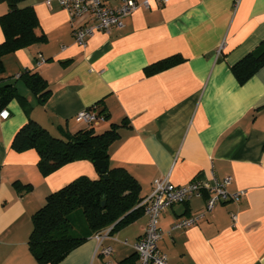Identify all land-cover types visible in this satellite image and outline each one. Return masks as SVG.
Here are the masks:
<instances>
[{"label":"crops","instance_id":"obj_1","mask_svg":"<svg viewBox=\"0 0 264 264\" xmlns=\"http://www.w3.org/2000/svg\"><path fill=\"white\" fill-rule=\"evenodd\" d=\"M136 1L148 7L124 17L122 28L95 32L84 47L74 42L69 16L56 0L18 4L33 9L45 41L2 58L4 84L13 85L18 98L0 119V264H37L28 249L32 215L72 181L99 178L87 161L42 176L34 150L11 148L29 120L62 141L123 122L108 165L135 179L141 199L160 178L174 186L230 178L228 193L244 192L238 201L206 212L204 194L162 212L158 249L168 264H264V67L242 85L230 70L264 41V0ZM6 13L0 1V17ZM171 57L181 61L146 75V68ZM26 71L46 82L43 104L20 78ZM83 110L97 117L103 110L107 119L100 116L87 127L75 121ZM15 182L32 190L18 192ZM197 216L193 225L172 229ZM146 223L142 213L100 245L93 234L59 264H120L134 256ZM104 247L110 256L99 254Z\"/></svg>","mask_w":264,"mask_h":264},{"label":"trees","instance_id":"obj_2","mask_svg":"<svg viewBox=\"0 0 264 264\" xmlns=\"http://www.w3.org/2000/svg\"><path fill=\"white\" fill-rule=\"evenodd\" d=\"M7 6V13L0 17L4 41L0 44V111L9 102L18 98L11 84H4L2 58L17 50L43 43L38 19L32 8L19 9L23 0H0ZM181 59L171 57L145 69L147 76L154 75L177 65ZM264 67V41L251 53L233 65L230 70L238 84L247 82ZM25 86L43 104L49 96L46 82L37 74L28 71L20 76ZM107 119L101 110L98 117ZM120 125H110L103 133L93 129L80 130L67 141L50 136L37 123L29 120L16 134L11 148L15 152L34 150L38 157V170L47 176L57 169L76 161H87L95 167L102 161L106 166V178L99 173L97 180L80 177L60 190L48 195L45 204L31 217L32 231L28 249L37 264H59L69 253L82 245L90 236L111 228L114 232L123 228L142 214L136 205L140 187L123 168H110L108 149L118 138ZM96 168V167H95ZM18 192H30L31 185L13 183ZM80 220V237L74 235L72 216ZM80 213V214H79ZM83 222H82V219ZM137 256L129 257L120 264H134Z\"/></svg>","mask_w":264,"mask_h":264},{"label":"built area","instance_id":"obj_3","mask_svg":"<svg viewBox=\"0 0 264 264\" xmlns=\"http://www.w3.org/2000/svg\"><path fill=\"white\" fill-rule=\"evenodd\" d=\"M50 0H46L49 3ZM58 5L67 12L69 25L72 30L74 42L81 47L85 46L87 38L95 32L109 33L112 28H122V19L136 10L140 6L148 7V2L141 4L136 0H56ZM116 2L111 5V2ZM165 5L168 0H160ZM220 51L218 50V53ZM44 60L40 57L38 65ZM19 76H16L18 78ZM8 112L2 110L0 119L5 120ZM99 117L88 110H83L75 116V121L87 127ZM230 178H225L221 182L208 184L200 181H191L183 186H174L166 178H160L153 182L151 193L141 199L136 205V209H141L147 218L146 227L133 245L137 256V264H168L166 255L158 249V242L161 239V232L158 229V219L162 212L178 205L183 204L195 197L207 195L205 210L211 212L217 205L229 201L236 202L244 192L228 193L226 187L230 184ZM184 219L175 223L172 229H183L193 225L198 218ZM233 224L236 223V215L231 216ZM111 228L103 232L96 233L92 237L100 245L103 239L109 237ZM112 253L110 247L99 250V254L108 257Z\"/></svg>","mask_w":264,"mask_h":264},{"label":"rangeland","instance_id":"obj_4","mask_svg":"<svg viewBox=\"0 0 264 264\" xmlns=\"http://www.w3.org/2000/svg\"><path fill=\"white\" fill-rule=\"evenodd\" d=\"M72 221H73L74 228H75L74 235L76 237H80V220H78L76 213L72 216ZM82 222H83V219H82Z\"/></svg>","mask_w":264,"mask_h":264},{"label":"water","instance_id":"obj_5","mask_svg":"<svg viewBox=\"0 0 264 264\" xmlns=\"http://www.w3.org/2000/svg\"><path fill=\"white\" fill-rule=\"evenodd\" d=\"M95 167L96 169L99 171V173L104 177L106 178V166H105V163L102 162V161H97L95 162Z\"/></svg>","mask_w":264,"mask_h":264}]
</instances>
